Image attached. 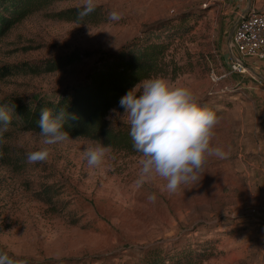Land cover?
Masks as SVG:
<instances>
[{"label": "rangeland", "instance_id": "374dc122", "mask_svg": "<svg viewBox=\"0 0 264 264\" xmlns=\"http://www.w3.org/2000/svg\"><path fill=\"white\" fill-rule=\"evenodd\" d=\"M81 4L53 2L0 36V67L16 66L0 77V101L56 99L102 54L154 28L170 43L166 59L179 66L174 78L163 77L185 84L216 112L211 144L229 155L208 157L196 181L168 192L158 176L137 185L141 154L107 147L102 163L89 167L85 148L100 142L86 137L47 145V161L29 163L27 154L45 146L43 137L10 124L0 137V251L28 264H134L143 249L161 243L211 247L201 264H264V87L253 79L261 95L245 89L225 62L234 1L96 0L106 16L98 24L52 15ZM113 10L119 20L109 18ZM73 52L75 59L55 71L21 67ZM211 70L226 75L213 82ZM122 113L118 105L107 119L126 123Z\"/></svg>", "mask_w": 264, "mask_h": 264}, {"label": "trees", "instance_id": "16d2710c", "mask_svg": "<svg viewBox=\"0 0 264 264\" xmlns=\"http://www.w3.org/2000/svg\"><path fill=\"white\" fill-rule=\"evenodd\" d=\"M56 1L59 0H0V36L29 12ZM81 11L80 6H73L52 15L80 24H98L106 18L104 10L99 5L86 16L81 17L79 15ZM186 17L183 16L181 19ZM154 32V28H149L139 38L102 54L80 81L65 88L56 99L40 98L30 104L4 100L0 101V107L9 112L10 124L38 133L41 108H49L54 114L63 110L66 114L63 128L70 136L90 138L112 149L140 154L133 148L127 122H110L107 115L112 108L119 105L120 98L130 88L144 79L159 75H170L174 78L177 75L179 66L166 59L169 41L160 40L158 34ZM75 57L73 52L68 56L48 58L33 65L22 63L21 67L29 73L51 72L71 63ZM14 67L16 66H1L0 77L12 73ZM212 254L213 250L208 246L192 249L185 245L167 249L161 243H155L143 249L134 264H201ZM10 260L13 264L17 262L28 264L23 260ZM37 264L48 262L42 261Z\"/></svg>", "mask_w": 264, "mask_h": 264}, {"label": "clouds", "instance_id": "9594fccd", "mask_svg": "<svg viewBox=\"0 0 264 264\" xmlns=\"http://www.w3.org/2000/svg\"><path fill=\"white\" fill-rule=\"evenodd\" d=\"M80 7L79 15L86 16L97 7L96 0H82ZM109 18L119 20L121 15L113 10ZM119 106L129 125L133 148L141 154L137 185L158 176L166 181L164 188L168 192H175L181 184L198 179L197 173L208 157L223 159L229 155L222 147L211 144L218 123L216 112L202 106L199 97L181 82H171L163 76L148 77L130 88L120 98ZM65 118L63 110L54 114L49 108H41L38 126L45 146L27 154L29 163L47 161V145L69 139V132L63 128ZM10 123L9 112L0 107V137ZM108 151L100 143L87 146L84 156L88 166L98 167ZM148 199L154 201L155 195ZM0 264H13L7 252L0 251Z\"/></svg>", "mask_w": 264, "mask_h": 264}, {"label": "built area", "instance_id": "2783aa9c", "mask_svg": "<svg viewBox=\"0 0 264 264\" xmlns=\"http://www.w3.org/2000/svg\"><path fill=\"white\" fill-rule=\"evenodd\" d=\"M230 56L226 58L231 73L246 74L245 58L254 57L264 60V9H248L237 21L229 44ZM229 55V54H228ZM226 73L217 74L213 70L210 78L217 82ZM260 253L264 259V232L260 241Z\"/></svg>", "mask_w": 264, "mask_h": 264}, {"label": "crops", "instance_id": "0c3cea01", "mask_svg": "<svg viewBox=\"0 0 264 264\" xmlns=\"http://www.w3.org/2000/svg\"><path fill=\"white\" fill-rule=\"evenodd\" d=\"M233 1L235 5L231 6L232 9L230 10V13L232 17H235V23L229 29L228 37L226 38V46H227L226 49L229 55L227 54L225 59L228 56H230L229 44L231 42V37L234 30L233 26L235 27L238 19L250 8L256 10L264 9V6L262 8H255V2H253V0H233ZM245 64L247 65V73L242 75L237 74L236 79L241 82L242 84L241 86L244 87L245 89L252 90L255 88L256 89L255 93L257 95H261V92L257 90L258 89L257 87H255L256 83L255 81H253V79L258 80L259 83H262L261 85L264 87V60L261 58L248 57L245 58Z\"/></svg>", "mask_w": 264, "mask_h": 264}, {"label": "water", "instance_id": "95a60500", "mask_svg": "<svg viewBox=\"0 0 264 264\" xmlns=\"http://www.w3.org/2000/svg\"><path fill=\"white\" fill-rule=\"evenodd\" d=\"M233 28H234V26H233Z\"/></svg>", "mask_w": 264, "mask_h": 264}]
</instances>
